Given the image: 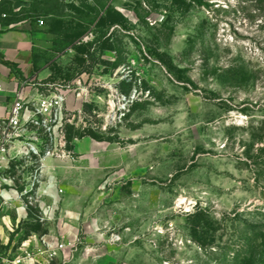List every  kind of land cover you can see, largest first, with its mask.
<instances>
[{"label":"rangeland","instance_id":"obj_1","mask_svg":"<svg viewBox=\"0 0 264 264\" xmlns=\"http://www.w3.org/2000/svg\"><path fill=\"white\" fill-rule=\"evenodd\" d=\"M21 12L7 18L38 26L37 68L66 94L73 156L52 167V195L0 212V236L72 243L53 264H264V0Z\"/></svg>","mask_w":264,"mask_h":264},{"label":"built area","instance_id":"obj_2","mask_svg":"<svg viewBox=\"0 0 264 264\" xmlns=\"http://www.w3.org/2000/svg\"><path fill=\"white\" fill-rule=\"evenodd\" d=\"M38 23L42 25L44 21ZM31 81L39 89L38 94L25 96L24 82L14 92L7 113L0 116V210L15 209L18 215L36 207L40 197L52 195V181L56 178L52 167L73 156L66 129L65 92L51 91L41 80ZM41 87L48 93H42ZM0 243L6 244L4 251L0 250V264H53L60 253L64 259L69 257L67 249L73 246L64 239L38 233L17 246L9 239Z\"/></svg>","mask_w":264,"mask_h":264},{"label":"crops","instance_id":"obj_3","mask_svg":"<svg viewBox=\"0 0 264 264\" xmlns=\"http://www.w3.org/2000/svg\"><path fill=\"white\" fill-rule=\"evenodd\" d=\"M1 5L10 4L12 12L0 11V76L3 81V90L0 91V116L7 113L14 98V92L26 82L25 96L37 95L39 89L33 87L31 80H43L44 71L38 70L35 57V41L39 32L37 24L21 17L9 20L7 17L23 14L21 10L27 5V0H0ZM7 18V19H5ZM4 60L12 62L11 66ZM10 210V209H9ZM3 209L0 212H7ZM11 221V220H10ZM0 236V241L6 238Z\"/></svg>","mask_w":264,"mask_h":264},{"label":"trees","instance_id":"obj_4","mask_svg":"<svg viewBox=\"0 0 264 264\" xmlns=\"http://www.w3.org/2000/svg\"><path fill=\"white\" fill-rule=\"evenodd\" d=\"M3 6H4V4H3V5L0 4V11H2L1 8H2ZM12 11H13V10H11V12H12ZM4 62L7 63V64H9V65H11V66L14 65L12 62H9V61H6V60H4Z\"/></svg>","mask_w":264,"mask_h":264}]
</instances>
